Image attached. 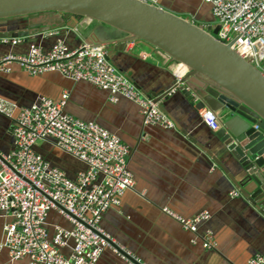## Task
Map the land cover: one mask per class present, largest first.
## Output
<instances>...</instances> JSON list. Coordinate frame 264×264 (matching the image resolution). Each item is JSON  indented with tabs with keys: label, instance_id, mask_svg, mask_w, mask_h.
I'll return each instance as SVG.
<instances>
[{
	"label": "crops",
	"instance_id": "1",
	"mask_svg": "<svg viewBox=\"0 0 264 264\" xmlns=\"http://www.w3.org/2000/svg\"><path fill=\"white\" fill-rule=\"evenodd\" d=\"M157 3L201 27L217 26L210 6L203 0H157ZM53 20L45 17L39 21ZM17 27L22 26L17 23ZM23 27L21 30H27ZM81 27L104 31L113 40L123 37L87 19ZM82 28L66 36L49 32L24 39L20 45H0V57L25 55L32 44L48 50L58 39L76 49L91 41L89 32L83 33ZM112 55L110 62L141 94L145 97L153 94L160 99L157 105L173 121L174 129L145 125L137 105L123 98L112 103L109 93L89 83L73 82L57 73L32 76L17 65H13L10 73H0V99L17 107H28L40 97L59 101L66 94L65 113L101 125L128 146V167L135 187L123 195L119 206L104 214L101 227L120 249L141 264H248L252 257L264 256V211L254 207L236 187L244 171L233 159L223 160L222 169L195 145L198 143L212 153L218 148V143H213L215 132L202 120L203 110L196 109L197 100L187 98L188 92L175 85L176 74L183 76L179 65L160 51H150L135 43L126 44L123 52ZM14 123V118L0 114L2 154L14 149L11 135ZM36 151L70 179L87 169L52 142H39ZM234 191L239 193L238 197L232 196ZM164 209L183 219L204 213L209 218L192 233L165 214ZM48 221L72 228L55 211L50 212ZM5 222L0 218V242L4 239ZM208 234L212 248L204 246ZM0 264H11L6 250L0 251ZM97 264L133 263L114 248H106Z\"/></svg>",
	"mask_w": 264,
	"mask_h": 264
},
{
	"label": "built area",
	"instance_id": "2",
	"mask_svg": "<svg viewBox=\"0 0 264 264\" xmlns=\"http://www.w3.org/2000/svg\"><path fill=\"white\" fill-rule=\"evenodd\" d=\"M203 1L219 26L216 39L231 45L264 72V0ZM23 42L21 38H0V45L5 46ZM13 65L32 76L57 73L73 82L89 83L109 93L112 103L123 98L137 105L145 125L174 129L173 121L158 105L116 70L103 47L85 43L70 49L57 40L45 50L32 44L25 55L0 57V73H10ZM176 76L180 80L184 74ZM67 97L64 94L59 101L40 97L20 108L0 99L1 115L14 118L17 111L11 134L14 149L0 153V218L6 221L0 251H7L11 264H97L106 248L118 252L101 222L104 214L119 206L123 195L135 187L128 167L130 149L101 125L65 113ZM201 117L210 130H220L217 113L204 109ZM45 141L85 164L86 171L70 179L36 151L38 143ZM232 196L239 193L234 191ZM52 211L72 228L50 224ZM164 212L192 233L209 218L206 213L183 219L167 209ZM210 235L206 248L213 247ZM248 264H264V256L256 255Z\"/></svg>",
	"mask_w": 264,
	"mask_h": 264
},
{
	"label": "water",
	"instance_id": "3",
	"mask_svg": "<svg viewBox=\"0 0 264 264\" xmlns=\"http://www.w3.org/2000/svg\"><path fill=\"white\" fill-rule=\"evenodd\" d=\"M45 17L55 20L39 21ZM86 19L123 37L113 40L104 31L83 29ZM79 27L89 32L91 41L86 44L103 47L108 60L123 52L126 44L135 43L183 66L185 74L175 85L188 92L187 98L197 100V110H211L220 118L213 141L217 150L212 153L195 145L222 169L223 160L233 159L244 171L236 187L264 211V72L216 39L219 26L201 27L160 7L157 0H0V38L28 40L49 32L66 36ZM147 98L160 101L153 94ZM114 247L133 264H141Z\"/></svg>",
	"mask_w": 264,
	"mask_h": 264
},
{
	"label": "bare ground",
	"instance_id": "4",
	"mask_svg": "<svg viewBox=\"0 0 264 264\" xmlns=\"http://www.w3.org/2000/svg\"><path fill=\"white\" fill-rule=\"evenodd\" d=\"M180 69H181V71H183V74H185V69L183 68V66Z\"/></svg>",
	"mask_w": 264,
	"mask_h": 264
},
{
	"label": "rangeland",
	"instance_id": "5",
	"mask_svg": "<svg viewBox=\"0 0 264 264\" xmlns=\"http://www.w3.org/2000/svg\"><path fill=\"white\" fill-rule=\"evenodd\" d=\"M205 28V27H204Z\"/></svg>",
	"mask_w": 264,
	"mask_h": 264
}]
</instances>
